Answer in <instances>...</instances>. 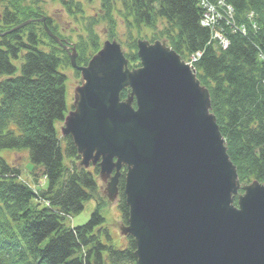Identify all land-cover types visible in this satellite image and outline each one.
<instances>
[{
  "label": "trees",
  "instance_id": "1",
  "mask_svg": "<svg viewBox=\"0 0 264 264\" xmlns=\"http://www.w3.org/2000/svg\"><path fill=\"white\" fill-rule=\"evenodd\" d=\"M24 1L8 0L0 10V150H27L32 181L36 184L44 178L45 187L33 188L21 179L19 166L0 156V264H137L133 236H126L122 248L112 242L102 212L105 202L98 192V164L79 166L71 136L58 130L68 110L65 87L71 62L67 51L37 19L45 12L40 0ZM59 1L79 19L76 14L83 8L76 3L80 1ZM99 1L106 11L101 19L113 25L121 16L126 22L129 68L139 61L133 27L160 25L158 35L183 60L202 52L194 72L209 91L210 111L238 179L241 184L264 183V65L258 58L264 52V0H225L233 8L232 22L225 24L222 18L216 26L229 42L225 48L201 25L199 0ZM26 20L30 22L8 32ZM51 21L47 16L48 26ZM92 24L87 22L82 29L88 39L83 33L78 36L76 65H85L88 54L99 49ZM126 93L124 89L120 97ZM126 170L123 166L117 183V208L124 224L129 217ZM91 199L95 206L87 221L69 225V218Z\"/></svg>",
  "mask_w": 264,
  "mask_h": 264
},
{
  "label": "water",
  "instance_id": "2",
  "mask_svg": "<svg viewBox=\"0 0 264 264\" xmlns=\"http://www.w3.org/2000/svg\"><path fill=\"white\" fill-rule=\"evenodd\" d=\"M39 20L81 72L75 111L61 128L79 164L98 162L104 176L114 171V192L126 166L123 232L134 238L137 264H264V183H240L209 91L180 55L138 40L141 65L129 70L119 44L107 41L77 66L74 46L70 53Z\"/></svg>",
  "mask_w": 264,
  "mask_h": 264
},
{
  "label": "rangeland",
  "instance_id": "3",
  "mask_svg": "<svg viewBox=\"0 0 264 264\" xmlns=\"http://www.w3.org/2000/svg\"><path fill=\"white\" fill-rule=\"evenodd\" d=\"M77 1H80V3L77 2L76 6L83 8L82 12L80 11L76 14L77 17H79V19L75 18V16L73 15L71 16L70 13L67 10H65V8L62 6L59 0L39 1V4L42 5L41 8L45 11L42 14L43 15L42 17H45V22L47 16H49L52 20L51 26H48V24L46 23L50 30L53 29L54 32L52 30L51 32L55 34L63 44L69 46L70 53H72L71 46L75 47L76 50L75 62H76V58L79 54V50L77 49L76 46V44L79 41L78 36L81 33H83L84 34L83 36L86 39H88V33H86L87 31L86 30L82 31V29L84 28L85 23L87 24V22L89 23L93 22L95 24H92L91 26L95 29L98 35L99 49L92 51L91 53L88 54L87 63L94 56L98 54V52L102 49L105 42L109 41V42H116L117 44H119L121 50L123 51L124 58L127 61V67L129 68L128 60L125 56V53L127 52L126 50L127 45L130 43L127 42L128 39L126 38L128 35V28L126 26V22L121 19V16H116V20L113 25L108 23L107 20L101 19V16H103L106 11L101 8L99 0H77ZM6 2H8V0H0V10L3 7V5L6 4ZM24 2L29 3L31 2V0H25ZM37 19L39 20L41 19V17H38ZM39 22L41 23L40 20ZM39 26L40 24H38V27ZM160 28H161L160 25L157 28L142 27L140 29H137L133 27V29H131V33L133 34L132 36L136 41L135 42L136 46L138 40L146 41L148 44H153L154 42L159 41L161 44L165 43V45L168 46L166 40L158 35V30ZM135 65L132 66V68H129V70L139 68L141 65L140 59L137 62V65L136 66ZM74 69L77 68L73 67L71 64V68L67 70L68 78L66 80L65 98H66L68 110L65 117L69 115L71 112L75 111L74 104L76 101V90L82 85L83 82L81 72L77 69L78 73L76 74L74 72ZM124 89H127L126 97L125 98L120 97L121 100H126L128 98L127 97L128 94H130V89L128 87L123 88L121 91H123ZM133 105H135L134 102ZM57 126L60 134L62 136H65L62 134L61 131V128L64 126V123L62 122ZM0 156L5 158L8 163L19 166V168L21 169V179L31 184L33 188L39 190L45 187L44 178L39 177L40 178L39 181L38 182L35 181L37 182L36 184H34L32 181L33 176L31 175V170L33 164L28 158L27 150L22 149L20 151H12L11 149H1ZM79 159H81V157ZM79 166L84 167L83 165H79ZM89 166L90 165H88V167ZM88 167H84V168H88ZM113 174L114 171L111 173V175L104 176L101 175L98 171V174L96 175V180L98 184V192L100 196L103 198L102 200H104L105 202V208L103 209L102 212L106 219V224L110 230L112 236V242L117 247L122 248L125 247L126 245V236L128 234L123 232V229H125L124 228L125 224L122 223L121 216L117 208L118 187H117V192L116 191L114 192V189L111 187L110 177L113 176ZM238 191L240 193H243V190L241 188H239ZM235 198L236 195L234 199ZM236 202H237V198H236ZM233 204L236 205L235 202ZM94 206H95V201L93 199L85 202L83 210L80 213L73 215L72 217L69 218L68 220L69 225L75 226L85 223L89 218L90 212L92 211Z\"/></svg>",
  "mask_w": 264,
  "mask_h": 264
},
{
  "label": "built area",
  "instance_id": "4",
  "mask_svg": "<svg viewBox=\"0 0 264 264\" xmlns=\"http://www.w3.org/2000/svg\"><path fill=\"white\" fill-rule=\"evenodd\" d=\"M203 9V16L201 18V24L205 27L214 28L220 19L224 18L226 24H230L232 18L233 8L227 4L224 0H217L211 2L210 0H199ZM241 30H244L241 28ZM215 36L219 39L220 44L223 47L227 46L228 40L221 32H215ZM200 56V52H196L190 57V63L196 61ZM259 58L264 62V53L259 52Z\"/></svg>",
  "mask_w": 264,
  "mask_h": 264
}]
</instances>
